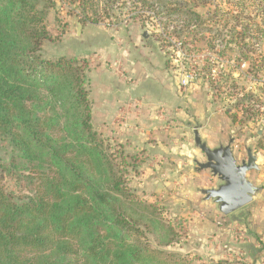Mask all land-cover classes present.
I'll return each mask as SVG.
<instances>
[{"label": "rangeland", "instance_id": "rangeland-1", "mask_svg": "<svg viewBox=\"0 0 264 264\" xmlns=\"http://www.w3.org/2000/svg\"><path fill=\"white\" fill-rule=\"evenodd\" d=\"M70 1L57 0L56 7L50 11L48 19L54 23L53 33L57 40L44 44L42 55L46 58L86 57L91 67L85 71V84L89 91L92 128L106 139L112 155L119 150L138 155L136 164L118 166L128 187L135 191L137 199L157 208L164 226L170 224L180 232L179 236L165 228L150 231L147 233L149 245L187 255L192 258V264H206L196 259L199 244L190 231L192 224L187 221L195 215L194 206L204 199L200 189L215 187L219 180L208 169L197 170L196 161H205V156L194 144L193 127L200 122L189 112L191 104L187 97L192 102L201 101L205 117L199 124V133L210 147L225 145L233 139L234 156L238 161L245 158L248 147L264 154V0ZM82 1L86 2L84 9ZM174 7L181 9L174 10ZM82 13L88 18L79 22ZM96 18L99 21L92 20ZM75 21L81 27L79 34ZM178 42L182 44L178 46ZM118 48L122 53H118ZM128 49L131 51L128 57L136 56L149 62L157 79L162 71L166 73L164 78L165 75L174 77L173 91L183 97L178 100L188 102V105L183 103L187 116L179 118L182 127L166 129L162 110L159 113L162 123L149 131L170 139L172 144L164 145L173 149L171 155L157 150L158 146L153 144L158 141L151 136H144L152 143L145 146L142 129L132 132L128 123L126 130L125 123L132 116L145 115L142 103L148 101L147 97L120 102L123 112L117 116L103 113L100 108L103 102L98 91L102 84L94 82L97 76L93 73L107 70L124 81L127 77L123 68L128 62L123 58V51ZM194 65L199 73L197 79L181 84L183 73L194 69ZM36 108L40 114L45 111L41 104ZM188 116L190 125L186 127ZM56 135L63 136L64 132L57 131ZM132 135L141 138L135 137V140ZM8 150L9 147L1 142L0 160L8 159ZM182 150L184 154H175ZM166 166L175 168L169 176H164ZM39 174L37 169L24 163L20 171L7 174L5 187L19 197L31 194ZM248 177L254 184L260 183L258 172L250 171ZM165 241L170 242L164 244Z\"/></svg>", "mask_w": 264, "mask_h": 264}, {"label": "trees", "instance_id": "trees-1", "mask_svg": "<svg viewBox=\"0 0 264 264\" xmlns=\"http://www.w3.org/2000/svg\"><path fill=\"white\" fill-rule=\"evenodd\" d=\"M56 2L0 0V143L9 147L0 160V264H192L149 245L150 231L180 232L128 187L118 166L138 155H112L92 128L86 57L42 55L57 40L48 19ZM24 163L40 174L19 197L4 179Z\"/></svg>", "mask_w": 264, "mask_h": 264}, {"label": "crops", "instance_id": "crops-1", "mask_svg": "<svg viewBox=\"0 0 264 264\" xmlns=\"http://www.w3.org/2000/svg\"><path fill=\"white\" fill-rule=\"evenodd\" d=\"M117 50L118 53H122L120 48ZM123 52V58L128 62L123 68L127 77H122L124 81L107 70L101 69L93 73L95 77L97 76L94 82L96 84H102V89L98 91L99 98L103 102L100 108L103 113H109L110 116H117L119 112H123L119 108L120 102L126 99L131 100L133 97H147L148 101L142 103L146 111L145 115L139 117L132 116L127 124L125 123L127 125L126 130H128V123L129 130L132 132L142 129L143 132H140L143 137L145 135L148 137L151 136L153 140L158 141L157 143L152 141L155 142L153 145L158 146L157 150H164V155L166 156L171 155L173 154V149H168L164 145L165 143L171 145L170 139L165 137L163 139L161 135L157 133L151 134L149 131L158 128L162 123V114H159L162 110L164 111V124H166V129H172V127L179 129L180 126L182 127L183 124L179 122V118L185 119V116H187L183 107L184 105H188V102L191 104L189 112L195 119L199 120V124L201 125L205 117V112L201 108V101L192 102V99L187 97L188 102H180L178 99L183 97L173 91L174 83L172 80L174 77L170 78L165 75L164 78V74L166 73L162 71L160 78L157 79L154 76V70H152L147 60L136 56L128 57L131 56L129 49ZM186 118L188 119L186 121V127H188L190 125V118L189 116ZM174 121L178 122L175 124ZM199 124L196 125H198L200 132L201 126ZM132 137L135 140L136 138H141L137 135H132ZM201 137H203L202 134ZM143 139H145L142 140L145 146L152 145L147 137ZM182 146L187 149L186 145ZM254 153L258 157L260 168L258 171V179L261 184H256L260 189L251 202L241 207L239 212L234 211L228 215L220 214L215 203L211 200L201 199L194 206V209H196L194 211L195 215L189 218L192 224L190 231L198 240L199 245L196 248V253L200 257V262L203 260L206 264H264V170L261 171L262 165L264 164V154H261L258 150L256 151V149ZM175 154L181 155L184 152L183 150L176 151ZM166 168L168 169L164 170V176H169V173L175 169L172 166L171 168L166 166Z\"/></svg>", "mask_w": 264, "mask_h": 264}, {"label": "water", "instance_id": "water-1", "mask_svg": "<svg viewBox=\"0 0 264 264\" xmlns=\"http://www.w3.org/2000/svg\"><path fill=\"white\" fill-rule=\"evenodd\" d=\"M77 34L80 33V24L74 22ZM146 37V32L143 33ZM193 139L196 147L205 156V161H196L197 170L208 169L219 183L215 187L200 189L205 200L211 199L218 212L228 215L235 210L247 205L257 194L260 187L254 184L248 177V172L259 171L258 157L251 148L246 149V160L237 162L232 149L233 139L228 143L210 147L202 140L198 131V125L193 127Z\"/></svg>", "mask_w": 264, "mask_h": 264}, {"label": "built area", "instance_id": "built-area-1", "mask_svg": "<svg viewBox=\"0 0 264 264\" xmlns=\"http://www.w3.org/2000/svg\"><path fill=\"white\" fill-rule=\"evenodd\" d=\"M177 44H178V46H180L182 43L178 42ZM193 67H194V69L190 68L183 73L182 79L180 82L181 84L193 83L197 79V76L199 75V73L195 69L196 66L194 65ZM117 69H119V66L117 67ZM233 147H236V145H234ZM233 147H232V149H233ZM233 151H234V149H233Z\"/></svg>", "mask_w": 264, "mask_h": 264}, {"label": "flooded vegetation", "instance_id": "flooded-vegetation-1", "mask_svg": "<svg viewBox=\"0 0 264 264\" xmlns=\"http://www.w3.org/2000/svg\"><path fill=\"white\" fill-rule=\"evenodd\" d=\"M245 155H246V151H245ZM246 157L247 156H245V158H241L239 161H237L238 163H240L242 160H246Z\"/></svg>", "mask_w": 264, "mask_h": 264}]
</instances>
